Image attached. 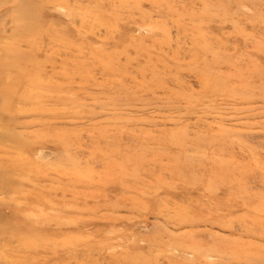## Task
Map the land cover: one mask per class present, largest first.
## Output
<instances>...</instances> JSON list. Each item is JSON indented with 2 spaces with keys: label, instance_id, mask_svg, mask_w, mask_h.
<instances>
[{
  "label": "rangeland",
  "instance_id": "1",
  "mask_svg": "<svg viewBox=\"0 0 264 264\" xmlns=\"http://www.w3.org/2000/svg\"><path fill=\"white\" fill-rule=\"evenodd\" d=\"M0 264H264V0H0Z\"/></svg>",
  "mask_w": 264,
  "mask_h": 264
}]
</instances>
